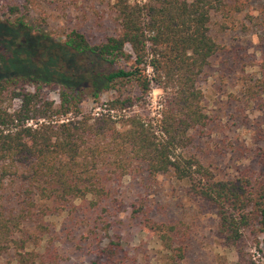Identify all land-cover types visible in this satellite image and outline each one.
Wrapping results in <instances>:
<instances>
[{
    "label": "trees",
    "instance_id": "16d2710c",
    "mask_svg": "<svg viewBox=\"0 0 264 264\" xmlns=\"http://www.w3.org/2000/svg\"><path fill=\"white\" fill-rule=\"evenodd\" d=\"M113 31L92 42L72 28L61 39L30 21L28 3L5 4L0 19V264H187L185 233L129 210L158 247L152 261L116 232L124 212L115 185L133 173L168 177L214 211L216 236L233 264H261L250 251L264 236V173L222 179L191 153L209 121L199 81L222 46L213 20L242 17L259 27L250 0H112ZM262 77L247 88L250 105L264 95ZM127 86L138 92L125 95ZM164 93L158 118L134 107ZM47 91H57L59 102ZM117 97L97 115L89 99ZM262 252V249H261Z\"/></svg>",
    "mask_w": 264,
    "mask_h": 264
},
{
    "label": "rangeland",
    "instance_id": "374dc122",
    "mask_svg": "<svg viewBox=\"0 0 264 264\" xmlns=\"http://www.w3.org/2000/svg\"><path fill=\"white\" fill-rule=\"evenodd\" d=\"M29 5L32 21L57 39L72 28L85 33L92 42L102 40L113 31L111 19L112 0H35ZM245 1V0H242ZM28 3V0H0V19L5 4ZM246 3V1H245ZM249 10L264 20V0H250ZM220 16L213 20V33L222 46L221 52L200 78L199 85L205 96L204 109L209 121L196 133L191 153L197 155L222 179L238 176L245 170L257 175L264 173V95L248 101L247 88L262 77L259 68L264 63V40L261 41L252 24L246 28L242 17L226 20L223 28ZM125 95H134L133 86L124 89ZM51 100L59 102L57 91H47ZM116 92L103 94L98 101L89 99L83 106L84 113L97 115L103 104L117 97ZM164 91L154 88L145 103L134 107L142 115L158 118ZM141 173V172H140ZM133 173L115 185L114 196L123 204L124 212L115 225L129 247L141 257L152 261L158 256V247L147 233L139 232L138 221L131 216L133 205L144 204L149 215L159 221L175 224L184 233L187 246V264H233L235 253L226 249L216 236L214 211L205 204L190 200L184 186L168 177L149 179L147 175ZM261 241L264 236H260ZM250 251L258 263L264 264V243L260 250L253 241ZM262 249V252H261ZM72 264H84L86 257L71 255ZM155 262V260H154ZM2 264H10L8 259Z\"/></svg>",
    "mask_w": 264,
    "mask_h": 264
}]
</instances>
